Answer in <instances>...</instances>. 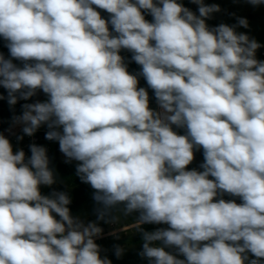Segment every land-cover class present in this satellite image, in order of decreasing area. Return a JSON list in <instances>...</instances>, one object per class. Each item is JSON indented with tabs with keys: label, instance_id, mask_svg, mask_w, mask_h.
I'll use <instances>...</instances> for the list:
<instances>
[{
	"label": "clouds",
	"instance_id": "9594fccd",
	"mask_svg": "<svg viewBox=\"0 0 264 264\" xmlns=\"http://www.w3.org/2000/svg\"><path fill=\"white\" fill-rule=\"evenodd\" d=\"M192 3L199 15L178 0H0V36L11 57L0 53V86L10 105L37 90L48 96L22 105L14 120L28 136L46 124V139L79 162L77 175L102 206L98 219L120 204L124 216L140 213V254L152 264H261V45L236 26L210 28L206 20L219 5ZM238 25L248 22L238 18ZM122 49L133 53L138 74L129 73ZM139 76L163 111L149 107ZM29 147L26 159L0 134V264H111L95 243L102 229L73 217L66 193L41 194L40 186L56 179L46 148ZM195 148L203 149V171L186 170ZM223 193L242 203L214 202ZM143 224L168 227L148 232Z\"/></svg>",
	"mask_w": 264,
	"mask_h": 264
},
{
	"label": "rangeland",
	"instance_id": "374dc122",
	"mask_svg": "<svg viewBox=\"0 0 264 264\" xmlns=\"http://www.w3.org/2000/svg\"><path fill=\"white\" fill-rule=\"evenodd\" d=\"M192 2V0H190ZM207 5L211 4H217L219 5L220 11L215 12L212 14L210 19L206 20L207 24H212L214 21H218L219 24H226L229 26H236L239 27L238 25V18H244L249 20L248 17V12L249 10L248 5L244 6V9H241V7L238 4L237 0H205ZM134 2V0H133ZM196 7H198L197 4L193 3ZM94 7V6H93ZM263 6L261 5L260 7H257L258 10H260ZM253 8V7H252ZM256 12V11H254ZM256 14V13H255ZM237 15H240V17H237ZM256 16V15H254ZM260 17V16H258ZM255 18V17H254ZM236 23V25H235ZM240 28L244 31V34L248 35L250 39H255L261 47L257 49V52L264 50V26L262 24H252L251 27L248 26L245 28L243 26H240ZM239 30V29H238ZM252 35V36H251ZM262 43V44H261ZM258 57H262L261 54H259ZM16 65L18 64V61L15 60ZM48 96L45 94L41 102L47 101ZM152 109V108H151ZM39 131L45 133L48 132L50 129L46 124H42L40 128L38 129ZM56 147V149H55ZM53 150H56L60 157L61 163H65L66 165H73L77 166L79 163L78 161L72 160V161H67V158L64 156V154L60 151L59 149V143L56 141L55 145H52ZM196 162H199L197 160ZM190 170H197V171H203L201 168V164L197 163L196 166H192L189 168ZM56 183L53 184L52 186H45L41 185L40 186V192L42 195L45 196H51L53 192H60V186L61 184L63 185L60 177L56 174H54ZM70 177V176H69ZM76 177L79 178V176L76 174ZM75 176L72 175V178H76ZM209 179H214L213 177H209ZM66 188L70 190V187L67 186ZM223 198L226 201H235L237 204L242 203V199L240 197L232 196L227 193H223L218 195L216 198H214V202L216 200ZM240 201V202H239ZM70 209V213L73 217H76L75 213L72 212L70 206L68 205ZM54 216H56L55 213H53ZM140 213L139 212H133L128 216H124L122 213V209L116 208V209H111L108 212V215L105 219L104 222V228L106 229L105 232H103L99 237H95V243L99 245L100 247V256L101 258H108L111 261V264H119L116 262V260L113 259L114 254L116 253L117 249H122L123 252H142V245L139 243L137 240L138 236V230L136 229L135 224L129 225V223L135 222L138 220ZM118 217V219H114ZM57 219H59L58 216H56ZM113 225V226H111ZM168 225L166 224H154L153 225V230L155 231L158 228H167ZM157 245L163 246L161 242H156ZM166 251H169L173 255H177V258L179 259H185L182 255L178 254L177 249L175 248H166ZM248 256V259H255V257L250 253H246ZM262 259V258H261ZM152 264V262H151ZM245 264H248V260L245 261Z\"/></svg>",
	"mask_w": 264,
	"mask_h": 264
},
{
	"label": "trees",
	"instance_id": "16d2710c",
	"mask_svg": "<svg viewBox=\"0 0 264 264\" xmlns=\"http://www.w3.org/2000/svg\"><path fill=\"white\" fill-rule=\"evenodd\" d=\"M179 3H182L184 7L189 8L195 14L199 15L198 8L190 0H178ZM101 17L108 20V17L104 10L98 9L97 10ZM142 14H144L145 19L151 16L149 13L142 10ZM152 17V16H151ZM153 19V17H152ZM109 30L112 31V26L109 24ZM115 35V33H113ZM123 50H121L120 55L124 58V62L127 65V69L130 74H138L141 71V66L136 64L134 60H132V55H123ZM257 60L264 61V56L258 57L256 56ZM23 66V63L21 64ZM142 76H139L141 78ZM148 92L152 95L151 100L156 101L154 92L151 88L148 87ZM17 97H19V93H17ZM33 97L29 100L19 99L17 103L11 106L9 109L3 110L6 107V103H0V133L4 131L6 128L11 126L15 120V117L22 115L23 108L22 105L26 103H32ZM46 133H42V142L41 146L45 147L47 150V155L49 158V167L53 171L54 174L58 175L63 183L60 186V192L66 193L71 200L69 204L72 212L75 213L76 217H78L85 225L89 222H95L98 226L104 227V222L107 217L105 215L104 219H98V212L101 209V205H98L93 200L94 189L91 188L89 184L83 183L80 178L76 177V167L73 165H66L62 164L58 160V153L56 150L51 149L50 146L56 144V140H48L46 139ZM56 149V147H55ZM189 169V165L187 166ZM72 175L76 178H72ZM70 176V177H69ZM67 186L70 187V190L66 188ZM240 202V201H239ZM136 222V221H135ZM135 222L129 223V225L134 224ZM154 224H143L141 225V229L143 231L152 232ZM137 229V228H136ZM138 230V229H137ZM137 240L141 245H143L142 239V231L138 230ZM141 252H122L120 256H117L116 253L113 256V259L116 260L119 264H151L148 258L141 256ZM261 264H264V258L261 259Z\"/></svg>",
	"mask_w": 264,
	"mask_h": 264
},
{
	"label": "crops",
	"instance_id": "0c3cea01",
	"mask_svg": "<svg viewBox=\"0 0 264 264\" xmlns=\"http://www.w3.org/2000/svg\"><path fill=\"white\" fill-rule=\"evenodd\" d=\"M237 1H238V4H239L240 7H241V5H243V7L241 9H244V6L248 5L249 10H247V11H249L248 12L249 13L248 14L249 27H251L252 24H255V23L262 24L264 26V3H261L259 5H255L254 6L251 3H249L248 0H237ZM206 5H207V3H206ZM261 5L263 7L260 10H258L257 7H260ZM254 11H256V12H254ZM254 15H256V16H254ZM258 16H260V17H258ZM237 17H240V15H237ZM148 21L151 22L152 20H148ZM207 25L211 28V27H216V26H218L220 24H219L218 21H214L212 24H207ZM235 25H236V23H235ZM235 30L237 31V33H244V31L240 28V26L236 27ZM263 45H264V42H263ZM261 53H264V50H261L260 52L256 51V56H259V54H261ZM138 81H139L138 87H144L148 91L146 80L143 77H141V78L138 79ZM148 95H149V107L152 108L153 110H156V111H163L162 109L159 108V106L157 104V101H152L151 100V96L152 95L149 92H148ZM172 127H173V130L176 131L177 134H179V135H186V133H187L186 128H177L175 125H173ZM50 147H51V149H53L52 146H50ZM58 160L60 161L59 155H58ZM197 160H199V162H196ZM197 163H200L201 165L204 163V155H203V149L202 148H195L194 149V159L189 164V168L192 167V166H196ZM62 164H65V163L63 162ZM123 207H124V205L120 204V205H117L114 209H116V208L123 209Z\"/></svg>",
	"mask_w": 264,
	"mask_h": 264
},
{
	"label": "built area",
	"instance_id": "2783aa9c",
	"mask_svg": "<svg viewBox=\"0 0 264 264\" xmlns=\"http://www.w3.org/2000/svg\"><path fill=\"white\" fill-rule=\"evenodd\" d=\"M204 3L206 4L205 0H204ZM105 13L108 17H110L111 14L107 13L106 11ZM146 20H152V17L149 16ZM128 54H131V52L124 49L123 55H128ZM261 56H264V53H261ZM22 129L17 134L9 138L8 140L12 144L13 151L15 152L17 150L22 149L25 152V156L27 159L31 155L30 147H29L31 144H36L38 146H41L43 132L37 130L34 135L28 136L23 133ZM186 170H189V169H186ZM99 227L102 229V233L105 232L106 229L103 226H99Z\"/></svg>",
	"mask_w": 264,
	"mask_h": 264
},
{
	"label": "flooded vegetation",
	"instance_id": "af4514ba",
	"mask_svg": "<svg viewBox=\"0 0 264 264\" xmlns=\"http://www.w3.org/2000/svg\"><path fill=\"white\" fill-rule=\"evenodd\" d=\"M0 53H2L5 56V58L11 59V57L9 55V50L7 48V41H5L2 36H0ZM15 62L16 61L13 60V63H15ZM21 64H22V62L18 61L17 66L22 67ZM0 96L4 97L3 99H0V103H3V104L6 103V107L3 108V110H6V108L9 109L11 106H13V105L9 104V102H8V92L2 86H0Z\"/></svg>",
	"mask_w": 264,
	"mask_h": 264
},
{
	"label": "water",
	"instance_id": "95a60500",
	"mask_svg": "<svg viewBox=\"0 0 264 264\" xmlns=\"http://www.w3.org/2000/svg\"><path fill=\"white\" fill-rule=\"evenodd\" d=\"M96 10H98V8ZM44 95H45V93H43L42 90H37V93L34 96L32 103H35L37 101L41 102ZM23 127H24V125L22 123H18L15 121L11 126L6 128L0 134H2L5 138L9 139L12 136H14L15 134H17Z\"/></svg>",
	"mask_w": 264,
	"mask_h": 264
}]
</instances>
